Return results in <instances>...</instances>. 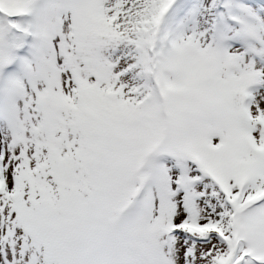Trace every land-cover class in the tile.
I'll list each match as a JSON object with an SVG mask.
<instances>
[{
    "label": "snow or ice",
    "instance_id": "1",
    "mask_svg": "<svg viewBox=\"0 0 264 264\" xmlns=\"http://www.w3.org/2000/svg\"><path fill=\"white\" fill-rule=\"evenodd\" d=\"M0 264H264V0H0Z\"/></svg>",
    "mask_w": 264,
    "mask_h": 264
}]
</instances>
